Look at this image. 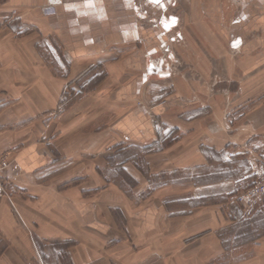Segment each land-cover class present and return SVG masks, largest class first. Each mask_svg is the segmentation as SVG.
<instances>
[{"label": "crops", "instance_id": "0c3cea01", "mask_svg": "<svg viewBox=\"0 0 264 264\" xmlns=\"http://www.w3.org/2000/svg\"><path fill=\"white\" fill-rule=\"evenodd\" d=\"M169 1L0 0V155L11 162L4 181L21 187L0 199L3 262L31 264L41 254L37 243L63 242L70 264H213L230 248L225 228L244 221L263 232L242 235L254 249L235 264H264V197L244 207L238 199L256 181L264 150V0H227L239 10L234 27L224 25L231 14L226 0H199L197 15L215 25L200 45L201 107L191 110L189 70L168 76L175 89L167 96V131L178 139L150 150L160 146L163 130L156 122L160 104L145 101L147 55L159 53L177 25L174 15L170 26L162 23ZM131 44L136 50L124 54ZM49 45L63 59L49 55ZM95 67L106 71L104 79L63 110L65 90ZM209 82L220 100L213 112ZM228 114L236 115L232 126ZM133 150L145 171L133 156L124 158ZM116 162L123 172L112 173ZM164 174L166 184L151 188L149 178ZM210 196L214 202H206ZM193 197L199 202H186Z\"/></svg>", "mask_w": 264, "mask_h": 264}, {"label": "rangeland", "instance_id": "374dc122", "mask_svg": "<svg viewBox=\"0 0 264 264\" xmlns=\"http://www.w3.org/2000/svg\"><path fill=\"white\" fill-rule=\"evenodd\" d=\"M226 3L229 4V6L226 4L227 8L228 9L231 8V11H230L231 14L228 15L224 19V25L228 27H234L237 25V22H240L239 21L240 15L238 12L239 10L238 8H236L238 11L235 10L234 12L229 1L227 2L226 0ZM166 4H169V10L165 13V17L163 18L162 23L168 24L171 20L170 16H173V15L179 18L177 19L178 20L177 25L171 28L170 30H168V32H166V35L164 36V39L162 38L161 41L163 43L162 44L161 42L159 43V53L153 56L152 55L150 56L149 54L147 55V59L152 64L150 65L152 67H151L150 76H149V79H150L149 83L145 86V89H144L145 94L147 95V98L145 99V101L148 103V106L150 108L154 104H157V103L160 104V107L158 108L159 116L156 122L160 125L161 130H163V133L160 139V146L155 144V146H151V149L148 148L150 150L159 149V148L166 146L167 144H170L171 142L174 141L173 136H175V139H178V135H177L178 132H175V134L172 133L173 135L170 134L169 136L168 131H167V124H168V117L166 114V110L168 106L167 96H168V93L171 92V90L173 91V89H175L173 82H172V85L169 86L170 81L168 82V79H167L168 76H174L175 78L176 77L178 78L179 76H184V72L186 69L189 70L187 77L192 80V84H193L191 99L194 100L193 102H195L193 104H196V105H192L191 108L193 109L191 110H194V109L197 110L201 107V105L199 104V98H198L199 91H200L201 86H206V85L205 83H201L202 80H204L202 75L205 70L203 69V67H201L202 65H200V55L202 53L200 51V45L205 44L206 41L209 42L210 31L205 32V30L209 29V26H215L210 20H208L209 23L207 24V20L200 19L199 15H197L198 11L200 10L199 0H170ZM241 5L242 4H240V6ZM183 14H186V16H184ZM151 21L153 20L148 19L149 23H151ZM232 39H235V36ZM48 49H49L48 51H51V53L46 51L47 53H49V55L51 54V56L53 57V54H55L56 52L57 57L60 59H63V56H61V53H59V50L57 49L56 46L49 45ZM134 50H136V46L135 44H131L125 48L124 54H131V52H133ZM211 72H212V69H211ZM208 73H210V71ZM106 74H107L106 71L103 70V68L101 67H95L94 69H92V71H90L89 73V76H86L78 80L79 82H75L76 85L74 87L67 88V91L65 90L64 97H63L64 99H63V102L61 103V108L64 110L78 103L85 93L91 90H94L100 84V81L104 79ZM181 86L183 87V82L176 83L177 90H181L183 92V88ZM207 86L209 88L208 109L213 112L217 108L216 101H215V99H217L215 97L216 96L215 83L209 82ZM227 97L228 96L226 94V98H225L226 100H227ZM217 100H218V103L220 104V100L219 99ZM139 103H141L140 100L136 102H129L127 104L124 103L121 106L122 108L126 109L129 107L135 106V105L138 106ZM122 108L120 109L124 110ZM195 112H193L192 114H194ZM235 116L236 115L234 114H228V116L226 117V121L229 125L231 126L233 125L232 118ZM116 118L117 117L112 118L110 122L111 123L116 122L117 120ZM213 118L215 119V115L213 116ZM213 118L209 117V119H207L209 125H215V121ZM111 138L113 139V136ZM124 144L126 143L118 145L119 147L117 148H120V146ZM135 152H137V154H135ZM125 154L126 155H124V158L128 156H133V159L135 158L137 159V161L135 162L136 165L140 169H143V170L145 169L144 164L142 163L143 161H141L142 156H141V153L139 155V151L133 150L132 151L133 155H130L127 152H125ZM2 155H6V153L1 154L0 156ZM263 155H264V150H263V153L260 155L261 158L257 157L258 159L256 160V164H257L256 173H255L256 177H258V175L260 174L262 170L261 164H262ZM119 166L120 165L116 162L117 168H115V170H111L112 173L115 172L117 174V173H120L119 171L123 172L125 170V168H121ZM176 172H177L176 183L183 184V170L181 169L180 171H176ZM123 180L125 182L124 181L122 182L121 188L123 190L125 188L128 189L129 186L131 185L128 182H126L125 179ZM149 180H150L149 183H150L151 188H156V187L166 184L167 174H164L161 176L153 175L151 176V178H149ZM243 180L244 179L242 178L240 181L243 182ZM116 181H119V180H116ZM143 182L145 184L144 187L147 186L148 183H146L145 181ZM5 184L7 188V194L4 196L11 195L12 197L14 194L18 195L21 193V187L15 184V182L11 183L13 184L12 189L8 187L6 182ZM249 186L242 189L241 192L238 194L239 203L243 207H244V204H243L244 202L250 203V202H255L254 200L260 199L261 201L263 199V198L242 199L241 197L243 195V192H245L249 188ZM11 191H12V194H10ZM137 197H138L137 195H133V198H137ZM214 199H215V196H210L208 197L207 201L206 200L204 201L214 202L215 201ZM179 202L182 203L183 199H181L180 201L176 200V203H179ZM186 202H191L192 204H195L199 202V199H195L194 197L188 198L186 199ZM261 203H263V201H261ZM260 213L262 212L261 211L253 212V216L251 217L252 220H255L258 216H262ZM115 216L118 222L120 221L122 222V218L118 210H116ZM243 222H240V226H229L225 228L227 229V232H226L227 240L229 241L230 248L227 249V252L224 254L223 258L216 260L215 263L213 264H235V262L237 263V261H240V259H242V257L245 256L244 254H247V252L254 249L251 242L248 244H245L247 240H245V238H242V235L247 234L248 237H253L254 235H258L259 232L261 234L263 232V229L260 226L255 225L252 227L250 224H247L246 222L243 223ZM239 236L241 237L239 238ZM7 243H8L7 240H4V239L1 240L0 254H3V251L5 247L7 246ZM40 246L42 248V251L40 250ZM67 246H68V243L65 244L63 242H52V243L50 242L49 244H41V243L38 244L37 243L36 247L38 251L41 252V254L44 256H42L39 253L40 256L38 254V257L36 259H33L31 264H70L67 258V255H66ZM231 246L234 247L233 248L234 252H236V250L239 249L237 251V254L233 252V256H232ZM43 247L46 250L45 253H44ZM238 254H240V257ZM56 255L60 256L59 260L57 258H54V256ZM0 264H11V260L6 259L5 262L0 260Z\"/></svg>", "mask_w": 264, "mask_h": 264}, {"label": "built area", "instance_id": "2783aa9c", "mask_svg": "<svg viewBox=\"0 0 264 264\" xmlns=\"http://www.w3.org/2000/svg\"><path fill=\"white\" fill-rule=\"evenodd\" d=\"M51 8L45 9L49 12ZM11 165L7 155L0 156V199L7 194L6 184L3 179L4 171ZM264 197V155L262 157V170L258 175L254 184H252L245 192H243L242 199H254Z\"/></svg>", "mask_w": 264, "mask_h": 264}, {"label": "trees", "instance_id": "16d2710c", "mask_svg": "<svg viewBox=\"0 0 264 264\" xmlns=\"http://www.w3.org/2000/svg\"><path fill=\"white\" fill-rule=\"evenodd\" d=\"M90 71H92V69H91ZM90 71H89V72H85V74H83V75H81L79 78H77V79L75 80V82H79L78 80H80V79H82V78H84V77H86V76H89ZM91 81H92V80H91ZM63 97H64V94H63ZM63 99H64V98H63ZM63 99H62L61 102H63Z\"/></svg>", "mask_w": 264, "mask_h": 264}, {"label": "snow or ice", "instance_id": "6c2138e0", "mask_svg": "<svg viewBox=\"0 0 264 264\" xmlns=\"http://www.w3.org/2000/svg\"><path fill=\"white\" fill-rule=\"evenodd\" d=\"M174 22H175V18H173V23H174ZM167 26H170V25L166 24V27H167Z\"/></svg>", "mask_w": 264, "mask_h": 264}]
</instances>
